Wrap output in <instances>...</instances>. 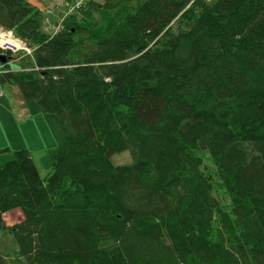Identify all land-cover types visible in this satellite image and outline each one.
<instances>
[{"label":"trees","instance_id":"trees-1","mask_svg":"<svg viewBox=\"0 0 264 264\" xmlns=\"http://www.w3.org/2000/svg\"><path fill=\"white\" fill-rule=\"evenodd\" d=\"M61 8L48 33L42 8L0 0V25L35 48L0 57L40 73L7 62L0 81L68 138L46 178L26 148L0 167V264H264V0Z\"/></svg>","mask_w":264,"mask_h":264},{"label":"rangeland","instance_id":"rangeland-1","mask_svg":"<svg viewBox=\"0 0 264 264\" xmlns=\"http://www.w3.org/2000/svg\"><path fill=\"white\" fill-rule=\"evenodd\" d=\"M30 1L42 8L46 17L51 18L52 21L53 18L57 19V16H49L46 9L54 8L64 2V0ZM43 29L48 33H54L55 31V27L50 26L46 19ZM10 66L12 70H17V73L26 79L40 76L39 71L22 70L21 66L14 61L10 62ZM0 89L4 92V95L0 96V167L14 158L13 152L15 150L26 148L33 154L41 176L46 178L53 172L55 163L54 151L57 148H66L68 146V138L59 116L56 113L46 112L36 100L24 99L17 85L4 84L0 81ZM114 161L116 163L131 162L132 156L128 151L123 152L115 155ZM203 167L212 173L213 181L216 185L215 193L228 206L231 201L230 195L220 185L216 165L208 151L203 153ZM24 216L25 214L21 207L15 208L8 212L5 221L11 225L22 221ZM8 239H12V236H8ZM4 240L6 241L5 238Z\"/></svg>","mask_w":264,"mask_h":264},{"label":"built area","instance_id":"built-area-1","mask_svg":"<svg viewBox=\"0 0 264 264\" xmlns=\"http://www.w3.org/2000/svg\"><path fill=\"white\" fill-rule=\"evenodd\" d=\"M87 0H74L73 2L70 1H64L61 5H56L54 8H48L46 10L48 15H54L58 9L65 12L64 9H62V6H69V10L66 13L72 12L74 9H79L82 7ZM64 18L60 17V20L62 21ZM47 20L50 22V19L47 18ZM61 29V26H56V32ZM0 48H2L5 51H11L14 54H19L21 56H33L34 47H32L28 41L25 39L17 36L13 30L7 29L4 26L0 25ZM4 63L0 59V73L3 72ZM36 69H39L36 67ZM4 94L3 90L0 89V96Z\"/></svg>","mask_w":264,"mask_h":264},{"label":"crops","instance_id":"crops-1","mask_svg":"<svg viewBox=\"0 0 264 264\" xmlns=\"http://www.w3.org/2000/svg\"><path fill=\"white\" fill-rule=\"evenodd\" d=\"M15 63H16V64H19L18 61H15ZM21 69H23V68L21 67ZM6 70H7V69H6ZM14 71H17V70H14ZM13 88H14V86H13ZM37 165H38V164H37ZM38 167H39V166H38ZM7 215H8V212L4 214V218H5ZM5 220H6V219H5Z\"/></svg>","mask_w":264,"mask_h":264},{"label":"water","instance_id":"water-1","mask_svg":"<svg viewBox=\"0 0 264 264\" xmlns=\"http://www.w3.org/2000/svg\"><path fill=\"white\" fill-rule=\"evenodd\" d=\"M0 59L5 63L7 61V58L5 56H1Z\"/></svg>","mask_w":264,"mask_h":264}]
</instances>
